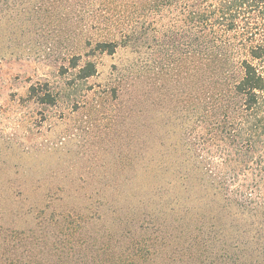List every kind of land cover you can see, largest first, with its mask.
I'll list each match as a JSON object with an SVG mask.
<instances>
[{
  "label": "rangeland",
  "instance_id": "obj_1",
  "mask_svg": "<svg viewBox=\"0 0 264 264\" xmlns=\"http://www.w3.org/2000/svg\"><path fill=\"white\" fill-rule=\"evenodd\" d=\"M196 7L0 0V264H264L229 226L253 212L227 182L241 29L211 43Z\"/></svg>",
  "mask_w": 264,
  "mask_h": 264
},
{
  "label": "trees",
  "instance_id": "obj_2",
  "mask_svg": "<svg viewBox=\"0 0 264 264\" xmlns=\"http://www.w3.org/2000/svg\"><path fill=\"white\" fill-rule=\"evenodd\" d=\"M192 2L194 6H197L192 12L197 22L195 30L201 31L203 33L201 36L212 41L211 43H215L214 40L220 37L218 32L235 31L236 33L241 29V36L236 37L238 39L231 38L228 34L224 40H220L227 50L221 55L222 60L241 69L226 91L228 98L240 99V104L235 110L236 114H232L233 110L228 114L231 116H229L226 134L229 144H235L236 150L232 157L231 153L227 152V158L237 156L241 164L240 167L229 166L228 172L232 180L227 182H230L233 188H239L235 191L236 194L252 207L253 212L234 217L235 221H231L229 226L233 234L236 233V235L231 234L232 238L241 239L245 243L253 242L256 249L253 254L257 262H260L259 257L264 258V236L261 235L264 230V72L260 69L261 66L264 67V0H192ZM246 16H248L247 19H244ZM254 30H262L263 35L254 39L249 38L247 34H256ZM196 41L198 44L200 40ZM233 43L236 46L240 44L238 48L243 49L240 55L232 54ZM102 46L108 47L109 51L115 48L114 42L103 43ZM219 57L218 53L212 51H208L204 56L208 60V65H212ZM93 72L92 63L81 67L79 71L81 77H87ZM43 97L44 101L45 99H49V102L53 101L49 93L43 94ZM246 224L255 230L248 237L240 234L241 226ZM209 229L211 233H215L211 226ZM231 236L224 237L225 244ZM213 238L219 241L224 240L216 236ZM235 239H233L234 242H236ZM221 249L218 248L215 256L220 260L230 258L226 249Z\"/></svg>",
  "mask_w": 264,
  "mask_h": 264
}]
</instances>
